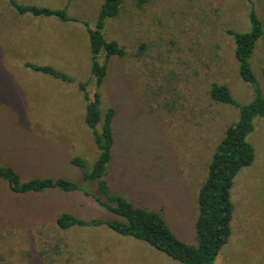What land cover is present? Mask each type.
Returning <instances> with one entry per match:
<instances>
[{"label":"rangeland","instance_id":"obj_1","mask_svg":"<svg viewBox=\"0 0 264 264\" xmlns=\"http://www.w3.org/2000/svg\"><path fill=\"white\" fill-rule=\"evenodd\" d=\"M102 2L0 0V166L14 168L23 182L80 185L72 194L21 197L0 184V264H180L106 226L61 231L53 224L60 213L114 218L96 203L93 185L81 189L83 170L70 165L80 158L91 169L98 155L78 84L95 91L82 22L93 27ZM11 3L63 9L77 22L19 15ZM251 8L264 30V0H124L119 16L106 21L105 40L126 51L110 62L99 91L102 113L115 110L109 187L161 211L187 245L196 244L197 196L213 151L238 119L237 108L209 99L210 85L227 86L240 106L255 96L238 76L226 33L248 32ZM250 63L264 95V33ZM27 65L53 67L73 83ZM247 141L254 160L233 181L231 235L215 264H264V117L253 120Z\"/></svg>","mask_w":264,"mask_h":264},{"label":"trees","instance_id":"obj_2","mask_svg":"<svg viewBox=\"0 0 264 264\" xmlns=\"http://www.w3.org/2000/svg\"><path fill=\"white\" fill-rule=\"evenodd\" d=\"M143 1L139 0V3ZM247 1L251 2V0ZM123 2L124 0H103L95 25L90 27L88 23L82 22L87 34L90 73L94 79L95 91L89 95L87 84L83 83L78 84V89L86 103L84 123L91 131L98 155L91 169H86L85 162L80 158L70 160V165L83 170L81 189L88 191L90 185H93L98 195L95 199L96 203L114 218L86 221L70 213H60L53 217V224L61 231L106 226L120 236L131 237L148 244L180 264H215L220 249L231 235L233 181L240 170L249 167L254 160V151L247 138L253 132V120L264 117V95L259 90L250 63L257 42L264 33L262 23L255 10L251 8L248 32L226 31L227 35L233 39L238 76L244 83L255 88V96L248 104L240 106L227 86L218 83L210 85L209 99L216 104L237 108L238 119L225 128L213 151L205 181L197 196L196 244L187 245L172 232L161 211L136 206L124 196L115 194L111 191L107 180L115 145L113 130L115 110L108 108L104 114L102 113L99 91L106 78L110 62L115 58H124L126 51L116 42H107L104 38V29L107 20L119 16ZM11 5L19 15L53 18L61 23L77 22L76 19L69 18L63 9L52 10L36 6H21L16 3ZM143 50L144 46L141 45L139 51L142 53ZM27 67L62 82L73 83L69 76L59 73L53 67L37 65H27ZM262 72L264 74V68ZM0 184L5 185L11 194L21 197L41 196L49 192L67 195L80 189V185L63 178H34L23 182L11 166H0ZM34 210L39 212L37 209Z\"/></svg>","mask_w":264,"mask_h":264}]
</instances>
